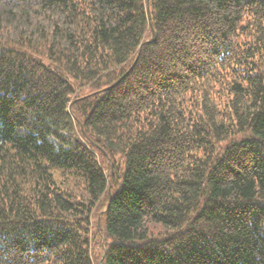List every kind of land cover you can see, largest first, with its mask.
<instances>
[{
  "label": "trees",
  "instance_id": "16d2710c",
  "mask_svg": "<svg viewBox=\"0 0 264 264\" xmlns=\"http://www.w3.org/2000/svg\"><path fill=\"white\" fill-rule=\"evenodd\" d=\"M0 264H264V0H0Z\"/></svg>",
  "mask_w": 264,
  "mask_h": 264
}]
</instances>
